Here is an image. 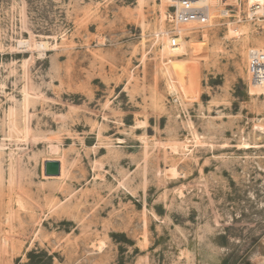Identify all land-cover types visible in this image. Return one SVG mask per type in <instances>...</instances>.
<instances>
[{"label":"rangeland","instance_id":"374dc122","mask_svg":"<svg viewBox=\"0 0 264 264\" xmlns=\"http://www.w3.org/2000/svg\"><path fill=\"white\" fill-rule=\"evenodd\" d=\"M193 3L0 0V264H264V14Z\"/></svg>","mask_w":264,"mask_h":264},{"label":"built area","instance_id":"2783aa9c","mask_svg":"<svg viewBox=\"0 0 264 264\" xmlns=\"http://www.w3.org/2000/svg\"><path fill=\"white\" fill-rule=\"evenodd\" d=\"M170 6L173 8L171 12L165 15V20L170 24L171 30H164L158 33V35L178 34V26L181 23L197 22L206 23L208 20V9L203 6H195L194 0H168ZM254 14L250 15L253 18ZM174 34V35H176ZM174 43V41L172 42ZM251 72L254 77L258 78V74L255 71L262 70L264 72V60L263 54L251 52ZM264 74V73H263Z\"/></svg>","mask_w":264,"mask_h":264},{"label":"bare ground","instance_id":"6f19581e","mask_svg":"<svg viewBox=\"0 0 264 264\" xmlns=\"http://www.w3.org/2000/svg\"><path fill=\"white\" fill-rule=\"evenodd\" d=\"M248 4H249V15H252V14H264V0H247ZM206 7V6H205ZM208 9V7H206ZM164 16V15H162ZM209 21V11H208V20L206 23H197L195 22L196 24H198V26H204L208 23ZM189 23V22H187ZM187 23H181L180 25H185ZM199 42V41H198ZM205 42V41H204ZM204 42L202 43H196L194 44V48H195V53L196 54H201V51L204 50ZM203 44V45H202ZM208 46V45H207ZM29 47L28 43L27 42H18V48H23V49H27ZM34 50H38V55H42L41 51L45 50L48 48V45L46 42L44 41H38L34 44ZM22 49V50H23ZM207 50V48H206ZM251 52L253 53H261L263 54V60H264V49H250L249 50V62H250V66H251ZM208 53V52H207ZM191 59H194V58H191ZM250 68V67H249ZM257 74H258V78H255L254 77V74L253 72H251V69H249V81H250V91H256V92H261V93H264V72L262 70H258V71H255ZM53 148V147H52ZM56 149V148H55ZM55 149H52L55 151ZM60 159V158H59ZM62 160V159H60ZM63 161L61 162L60 161V166H59V175H61L63 173ZM43 176L45 178H52L53 176H45L43 174Z\"/></svg>","mask_w":264,"mask_h":264},{"label":"water","instance_id":"95a60500","mask_svg":"<svg viewBox=\"0 0 264 264\" xmlns=\"http://www.w3.org/2000/svg\"><path fill=\"white\" fill-rule=\"evenodd\" d=\"M60 162L58 160H46L43 165V174L45 176L59 175Z\"/></svg>","mask_w":264,"mask_h":264}]
</instances>
